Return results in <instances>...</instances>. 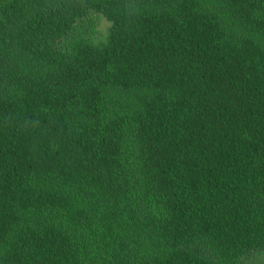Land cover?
Listing matches in <instances>:
<instances>
[{
  "label": "trees",
  "instance_id": "obj_1",
  "mask_svg": "<svg viewBox=\"0 0 264 264\" xmlns=\"http://www.w3.org/2000/svg\"><path fill=\"white\" fill-rule=\"evenodd\" d=\"M257 250L264 0H0V264Z\"/></svg>",
  "mask_w": 264,
  "mask_h": 264
},
{
  "label": "rangeland",
  "instance_id": "obj_2",
  "mask_svg": "<svg viewBox=\"0 0 264 264\" xmlns=\"http://www.w3.org/2000/svg\"><path fill=\"white\" fill-rule=\"evenodd\" d=\"M110 21L103 15L97 13H90L77 23L73 34L79 37L100 42L106 38ZM69 35H67L61 42V46L68 42ZM241 264H264V250H257L248 253L242 260Z\"/></svg>",
  "mask_w": 264,
  "mask_h": 264
}]
</instances>
